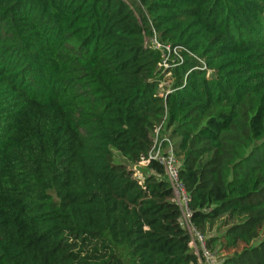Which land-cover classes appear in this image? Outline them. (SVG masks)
Returning a JSON list of instances; mask_svg holds the SVG:
<instances>
[{
    "label": "trees",
    "instance_id": "1",
    "mask_svg": "<svg viewBox=\"0 0 264 264\" xmlns=\"http://www.w3.org/2000/svg\"><path fill=\"white\" fill-rule=\"evenodd\" d=\"M160 145L213 263L264 264V0H0V264H203Z\"/></svg>",
    "mask_w": 264,
    "mask_h": 264
},
{
    "label": "built area",
    "instance_id": "2",
    "mask_svg": "<svg viewBox=\"0 0 264 264\" xmlns=\"http://www.w3.org/2000/svg\"><path fill=\"white\" fill-rule=\"evenodd\" d=\"M154 43L156 48H162V46L157 43L156 40H154ZM166 49L169 50V47H167ZM161 64L162 66L167 65V59H165ZM152 159L160 162L164 167L165 174L173 188V200L180 206L186 227L192 235L190 245H195V248H193L198 255L202 254L204 258L203 264H213L212 262L214 260V255L212 251L207 248L204 235L198 232L191 224V210L188 205L189 194L184 183L180 179L179 161L175 156L173 147L170 146L166 150H162L160 145L153 148L148 156H142L139 165L135 166L136 175L138 177L141 178L142 175L137 170V166H143Z\"/></svg>",
    "mask_w": 264,
    "mask_h": 264
},
{
    "label": "rangeland",
    "instance_id": "3",
    "mask_svg": "<svg viewBox=\"0 0 264 264\" xmlns=\"http://www.w3.org/2000/svg\"><path fill=\"white\" fill-rule=\"evenodd\" d=\"M159 143V142H158ZM115 160L117 161V162H123V158H122V156L119 154V153H115ZM137 170L139 171V173L141 174V175H143L142 174V172H141V170H139V168H137ZM195 248V245H193L192 246V248ZM213 263V262H212ZM213 264H218V260L216 259L215 261H214V263Z\"/></svg>",
    "mask_w": 264,
    "mask_h": 264
}]
</instances>
